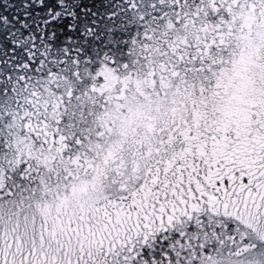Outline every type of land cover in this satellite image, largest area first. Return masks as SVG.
Segmentation results:
<instances>
[{
	"label": "snow or ice",
	"instance_id": "obj_1",
	"mask_svg": "<svg viewBox=\"0 0 264 264\" xmlns=\"http://www.w3.org/2000/svg\"><path fill=\"white\" fill-rule=\"evenodd\" d=\"M0 264H264V0H0Z\"/></svg>",
	"mask_w": 264,
	"mask_h": 264
}]
</instances>
